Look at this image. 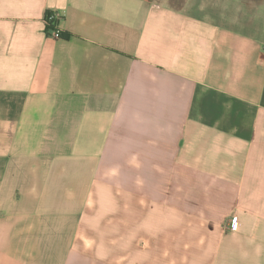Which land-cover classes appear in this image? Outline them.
Listing matches in <instances>:
<instances>
[{"label":"crops","instance_id":"crops-1","mask_svg":"<svg viewBox=\"0 0 264 264\" xmlns=\"http://www.w3.org/2000/svg\"><path fill=\"white\" fill-rule=\"evenodd\" d=\"M0 264H264V2L0 0Z\"/></svg>","mask_w":264,"mask_h":264},{"label":"built area","instance_id":"built-area-1","mask_svg":"<svg viewBox=\"0 0 264 264\" xmlns=\"http://www.w3.org/2000/svg\"><path fill=\"white\" fill-rule=\"evenodd\" d=\"M60 15L56 12H49L46 16V24L49 28L53 37L60 39L62 37L61 31L59 29ZM238 224L236 219L233 220L232 230H237Z\"/></svg>","mask_w":264,"mask_h":264},{"label":"rangeland","instance_id":"rangeland-1","mask_svg":"<svg viewBox=\"0 0 264 264\" xmlns=\"http://www.w3.org/2000/svg\"><path fill=\"white\" fill-rule=\"evenodd\" d=\"M152 3L154 4H159V5H167L170 6L172 8L178 7L180 5V3L184 0H150ZM245 3L248 4H262L264 2V0H242Z\"/></svg>","mask_w":264,"mask_h":264},{"label":"trees","instance_id":"trees-1","mask_svg":"<svg viewBox=\"0 0 264 264\" xmlns=\"http://www.w3.org/2000/svg\"><path fill=\"white\" fill-rule=\"evenodd\" d=\"M186 1H187V0L182 1V2L180 3V5H179L178 7H176V9H182L183 6L185 5Z\"/></svg>","mask_w":264,"mask_h":264}]
</instances>
